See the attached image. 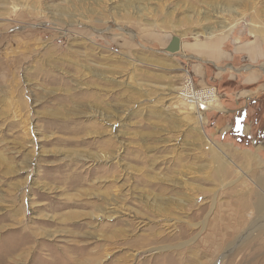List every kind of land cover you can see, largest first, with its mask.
<instances>
[{"label": "rangeland", "instance_id": "1", "mask_svg": "<svg viewBox=\"0 0 264 264\" xmlns=\"http://www.w3.org/2000/svg\"><path fill=\"white\" fill-rule=\"evenodd\" d=\"M251 35L264 0H0V264H264L179 94L188 44Z\"/></svg>", "mask_w": 264, "mask_h": 264}, {"label": "crops", "instance_id": "2", "mask_svg": "<svg viewBox=\"0 0 264 264\" xmlns=\"http://www.w3.org/2000/svg\"><path fill=\"white\" fill-rule=\"evenodd\" d=\"M251 36L203 39L188 44L183 57L196 86L215 87L218 91L219 99L205 115L209 127L213 128L212 136H218L214 140L213 159L225 170L229 163L231 170L245 172L248 181H254V187H259L247 199V204L255 210L257 205L264 206V40ZM211 113L224 124H215L216 120L209 123ZM235 127L246 138L241 143L229 138ZM238 178L231 173L229 178L224 175L221 180L233 182ZM242 201L238 198L228 202Z\"/></svg>", "mask_w": 264, "mask_h": 264}, {"label": "built area", "instance_id": "3", "mask_svg": "<svg viewBox=\"0 0 264 264\" xmlns=\"http://www.w3.org/2000/svg\"><path fill=\"white\" fill-rule=\"evenodd\" d=\"M186 79L180 87V99L190 108L196 107L199 113L205 117L210 110V103L216 95L219 99L218 91L215 87H198L195 85L190 71L185 67ZM209 110V111H208Z\"/></svg>", "mask_w": 264, "mask_h": 264}, {"label": "trees", "instance_id": "4", "mask_svg": "<svg viewBox=\"0 0 264 264\" xmlns=\"http://www.w3.org/2000/svg\"><path fill=\"white\" fill-rule=\"evenodd\" d=\"M229 138L231 141H235L237 143H241L242 141L246 140L237 127H235V129L229 133Z\"/></svg>", "mask_w": 264, "mask_h": 264}, {"label": "water", "instance_id": "5", "mask_svg": "<svg viewBox=\"0 0 264 264\" xmlns=\"http://www.w3.org/2000/svg\"><path fill=\"white\" fill-rule=\"evenodd\" d=\"M181 51V39L180 38H176L174 39L168 48V52L172 53V54H177Z\"/></svg>", "mask_w": 264, "mask_h": 264}, {"label": "bare ground", "instance_id": "6", "mask_svg": "<svg viewBox=\"0 0 264 264\" xmlns=\"http://www.w3.org/2000/svg\"><path fill=\"white\" fill-rule=\"evenodd\" d=\"M211 34H212V33H211ZM179 94H180V92H179ZM180 95H181V94H180ZM216 100H218V99H217L216 95H214V99H213V101H211L212 103H210V107H212V105L214 106ZM194 108L196 109V107H194ZM198 116H199L201 119L204 118V117L201 115V113H198Z\"/></svg>", "mask_w": 264, "mask_h": 264}]
</instances>
